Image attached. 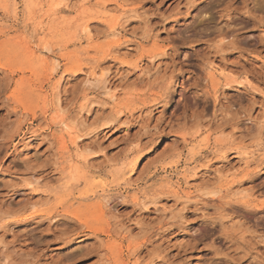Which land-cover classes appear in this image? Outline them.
<instances>
[{
  "label": "rangeland",
  "instance_id": "rangeland-1",
  "mask_svg": "<svg viewBox=\"0 0 264 264\" xmlns=\"http://www.w3.org/2000/svg\"><path fill=\"white\" fill-rule=\"evenodd\" d=\"M0 264H264V0H0Z\"/></svg>",
  "mask_w": 264,
  "mask_h": 264
},
{
  "label": "bare ground",
  "instance_id": "bare-ground-1",
  "mask_svg": "<svg viewBox=\"0 0 264 264\" xmlns=\"http://www.w3.org/2000/svg\"><path fill=\"white\" fill-rule=\"evenodd\" d=\"M83 1V0H82ZM114 22V21H113ZM114 24V23H113ZM86 31H87V29H86ZM43 48V47H42ZM44 49H47V46H45L44 47ZM95 74V73H94ZM97 82V81H96ZM55 120H58V117H55ZM61 122V120L60 121H57L56 123H60ZM65 127V126H64ZM65 128H68V127H65ZM70 129V128H69ZM61 140H63V139H61ZM73 140H74V142H76L77 140H79V138L76 136V137H73ZM78 142V141H77ZM61 143H64V141H62ZM77 145V144H76ZM80 156V155H79Z\"/></svg>",
  "mask_w": 264,
  "mask_h": 264
}]
</instances>
